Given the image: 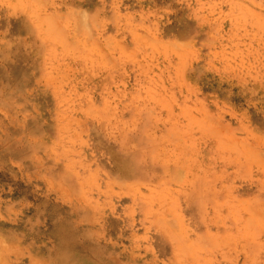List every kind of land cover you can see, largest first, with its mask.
Returning <instances> with one entry per match:
<instances>
[{
  "label": "rangeland",
  "instance_id": "1",
  "mask_svg": "<svg viewBox=\"0 0 264 264\" xmlns=\"http://www.w3.org/2000/svg\"><path fill=\"white\" fill-rule=\"evenodd\" d=\"M0 264H264V0H0Z\"/></svg>",
  "mask_w": 264,
  "mask_h": 264
}]
</instances>
